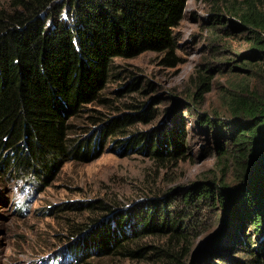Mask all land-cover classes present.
I'll return each mask as SVG.
<instances>
[{"label": "rangeland", "instance_id": "374dc122", "mask_svg": "<svg viewBox=\"0 0 264 264\" xmlns=\"http://www.w3.org/2000/svg\"><path fill=\"white\" fill-rule=\"evenodd\" d=\"M10 1L0 0V8L9 10ZM251 2L264 11V0H185L183 17L174 27V63L164 61V51L155 50L116 57L102 100L88 104L71 122L72 137L85 142L90 137L91 148L82 157L60 158L45 177L43 167L23 176L8 172L0 156V264H167L151 247L135 256L100 254L88 241H82L83 233L75 227L120 212H143L151 197L167 193L169 198L160 199L159 204L174 199L176 204L167 207L182 208L183 195L196 182H218L222 177L229 184L234 182V167L227 158L219 161L215 133L208 132L198 117L227 118V103L233 95L253 89L264 93L263 59L253 56L259 48L255 33L241 26L234 13ZM217 13L219 23L214 22ZM62 14L72 21L68 7ZM133 76L138 82L131 87ZM208 85L203 100L194 99L196 90ZM148 110L142 117L141 112ZM123 116H130V125L109 137L117 128L111 122L103 131L100 146L93 149L94 135L105 124V120H94L118 117L123 122ZM176 125H182L186 135L183 153L176 159L166 161L131 148L130 143L141 132ZM100 199L117 206L108 213L89 208ZM189 215L187 227L193 242L182 264H251L253 254L264 263V222L257 232L245 219L242 231L215 247L213 243L224 228L235 224L228 223L222 204L213 208L204 205L199 213ZM163 238L144 236L140 243L161 245ZM83 244V251L76 254L77 245ZM244 247L253 250L251 257Z\"/></svg>", "mask_w": 264, "mask_h": 264}, {"label": "trees", "instance_id": "16d2710c", "mask_svg": "<svg viewBox=\"0 0 264 264\" xmlns=\"http://www.w3.org/2000/svg\"><path fill=\"white\" fill-rule=\"evenodd\" d=\"M184 4L185 0H11L9 10L0 8V156L8 172L23 176L44 168L47 177L60 158L82 157L85 150L89 151L90 137L85 142L71 136L72 120L88 104L102 100L103 90L115 71L116 57L155 50L166 53L164 61L176 62L174 27L183 17ZM67 7L72 21L62 14ZM234 13L241 26L255 33L259 48L253 56L263 59L264 69V11L251 2ZM214 15V22L219 23L221 16ZM133 80L131 87L138 78L133 76ZM209 90V85L196 90L194 99L202 101ZM227 106V118L200 114L198 120L208 132L215 133L219 161L227 158L234 167L232 184L224 177L218 182H196L183 195L184 206L174 210L166 205L171 208L176 204L174 199L165 200V204L158 202L168 199L167 193L151 197L143 212L136 209L106 219L95 218L89 226L75 227L83 233L82 241H88L100 254L135 256L151 247L155 256L167 264H182L193 242L187 227L189 214L199 213L204 205L213 208L220 203L228 223L235 224L224 228L213 243L215 247L242 231L245 219L261 232L264 93L257 89L236 93ZM145 112H141L142 117L149 110ZM119 119L94 120H105V124L94 135L93 149L100 146L103 131L111 122L117 128L110 131L109 137L130 125V116H123V122ZM184 133L182 125L157 127L155 131L141 132L130 144L131 148L138 147L170 161L183 153ZM116 206L100 199L89 208L108 213ZM149 235H162V244L140 243ZM78 246L76 254L83 251L85 244ZM244 251L251 257V248L244 247ZM252 257L251 264H264L262 258L254 254Z\"/></svg>", "mask_w": 264, "mask_h": 264}]
</instances>
